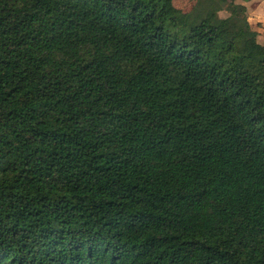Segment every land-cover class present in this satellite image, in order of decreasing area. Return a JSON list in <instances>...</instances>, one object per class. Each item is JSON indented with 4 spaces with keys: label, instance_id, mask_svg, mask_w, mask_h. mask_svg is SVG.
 Instances as JSON below:
<instances>
[{
    "label": "trees",
    "instance_id": "obj_1",
    "mask_svg": "<svg viewBox=\"0 0 264 264\" xmlns=\"http://www.w3.org/2000/svg\"><path fill=\"white\" fill-rule=\"evenodd\" d=\"M173 1L0 0V264H264V44Z\"/></svg>",
    "mask_w": 264,
    "mask_h": 264
},
{
    "label": "rangeland",
    "instance_id": "obj_2",
    "mask_svg": "<svg viewBox=\"0 0 264 264\" xmlns=\"http://www.w3.org/2000/svg\"><path fill=\"white\" fill-rule=\"evenodd\" d=\"M211 0H174V6L185 14H188L198 8L197 12H203L209 6ZM237 5H244L247 8L246 17L253 30L258 32V40L264 44V0H229ZM221 18H226L228 13L226 10L219 12Z\"/></svg>",
    "mask_w": 264,
    "mask_h": 264
}]
</instances>
